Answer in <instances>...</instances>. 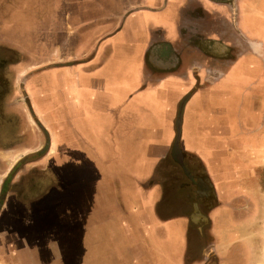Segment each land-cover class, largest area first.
I'll return each instance as SVG.
<instances>
[{"label": "crops", "instance_id": "obj_1", "mask_svg": "<svg viewBox=\"0 0 264 264\" xmlns=\"http://www.w3.org/2000/svg\"><path fill=\"white\" fill-rule=\"evenodd\" d=\"M256 1L38 0L31 40L0 25V264H255L264 83L229 79L264 75Z\"/></svg>", "mask_w": 264, "mask_h": 264}, {"label": "rangeland", "instance_id": "obj_2", "mask_svg": "<svg viewBox=\"0 0 264 264\" xmlns=\"http://www.w3.org/2000/svg\"><path fill=\"white\" fill-rule=\"evenodd\" d=\"M38 0H0V9H1V15H0V25L1 27V32L3 33H11L12 41L18 44V42L22 40H31L28 39L30 34H28L31 31V27L33 26L32 21L33 19L26 18L25 16L27 15L26 12H23L22 10L25 9L24 6H33V4L37 2ZM264 0H257L253 6L254 9V17L257 19L253 20L252 25L255 26L257 24H261V28L264 30ZM11 9V10H8ZM26 14V15H25ZM30 15H27L29 17ZM258 21V22H257ZM257 22V23H256ZM254 30V27L253 29ZM255 31V30H254ZM264 32V31H263ZM260 33V31H259ZM254 36H256L258 39H260V43L264 44V35L258 34L253 32ZM261 35V36H260ZM28 37V38H27ZM260 43L256 44V49L260 48L261 45ZM15 45V44H14ZM19 45L24 47V50L28 46H32V43L30 41L25 42V43H19ZM232 80V82H236L239 84H245L243 82H247L248 84L254 83L255 85H260L261 83H264V75L258 76L256 79L253 80L251 79H246L244 77H241L237 75L236 73L231 74V78L229 81ZM227 81V80H226ZM18 154L14 155L12 157L13 162H16L18 159ZM4 165L2 162H0V168H2ZM11 166V165H10ZM7 171H5L2 175H0V178L3 177L6 174ZM12 176L9 175L7 178H5L3 181L0 179V197H1V189L3 183L6 182V188H5V195L4 198L1 200V207H0V212L3 209L4 204H6V199L7 195L9 194L11 188L8 186L11 182ZM28 178H25L24 181H21L19 184V188L17 190L22 191V198L26 200L27 198L31 197H36L40 191H41V186L33 183H27L28 181H31V179L27 180ZM36 180V178H35ZM27 183V184H26ZM16 190V188H15ZM258 258V264H264V250L263 252H259Z\"/></svg>", "mask_w": 264, "mask_h": 264}, {"label": "flooded vegetation", "instance_id": "obj_3", "mask_svg": "<svg viewBox=\"0 0 264 264\" xmlns=\"http://www.w3.org/2000/svg\"><path fill=\"white\" fill-rule=\"evenodd\" d=\"M263 8H264V5H263ZM254 18L255 17L253 16L252 21H250L251 23H253ZM255 20H257V19L255 18ZM260 26H261L260 23L257 24V25H255V26H253L254 27V30H255V31L253 30V32L258 33V34H261V35H264V32H263L264 30ZM259 31H260V33H259ZM3 77H6V76H5V74H3L2 71H0V97L3 94L8 93L10 91V88H11V85L8 83V80L6 79L7 77L6 78H3ZM7 125L13 127V125H10V124H7ZM7 125L0 124V132H3L5 129H7V127H8ZM2 142H5V141H0V143H2ZM260 249H261V247H260ZM259 252H261V251H257V250L254 251V261H255V264H258V261L259 260H258L257 256H259Z\"/></svg>", "mask_w": 264, "mask_h": 264}, {"label": "trees", "instance_id": "obj_4", "mask_svg": "<svg viewBox=\"0 0 264 264\" xmlns=\"http://www.w3.org/2000/svg\"><path fill=\"white\" fill-rule=\"evenodd\" d=\"M5 188H6V182L3 183V185H2L1 193H3L5 191Z\"/></svg>", "mask_w": 264, "mask_h": 264}, {"label": "water", "instance_id": "obj_5", "mask_svg": "<svg viewBox=\"0 0 264 264\" xmlns=\"http://www.w3.org/2000/svg\"><path fill=\"white\" fill-rule=\"evenodd\" d=\"M4 195H5V192H3V193H1V197H0V207H1V200H2V198H4Z\"/></svg>", "mask_w": 264, "mask_h": 264}]
</instances>
